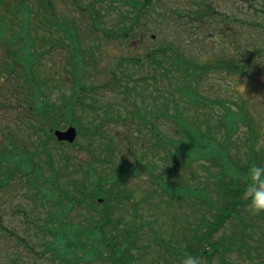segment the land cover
<instances>
[{"label": "rangeland", "instance_id": "374dc122", "mask_svg": "<svg viewBox=\"0 0 264 264\" xmlns=\"http://www.w3.org/2000/svg\"><path fill=\"white\" fill-rule=\"evenodd\" d=\"M161 1L162 4L158 5L159 11L163 13L169 12L171 14V19L166 23L157 25V28L155 27V24H153L155 29L151 33L155 35L154 38L150 39L151 34H147V37L143 36L142 39H140V37L135 38L132 43H130V49L125 47V43L120 38L111 39L105 37L98 29V32H91V29L86 24L88 21L86 15H82L79 10L75 9V7L74 9H67L62 6L60 2H57V5H55L56 16L67 20L66 23L70 20L77 21L80 35H78L79 40L77 38L75 44L78 46V51L80 50L82 55L84 53V55L88 54L89 56V47L92 45V34L98 41V45L101 46L99 50V60H87L86 66L95 63V69H93V71L88 69L85 77L80 79L79 82V85H83V88L85 86H91L94 90L90 92L88 97L81 100L80 103L82 106L83 103H86L91 108H98L100 116H103L101 110L106 104L112 102L119 106L121 103H125L122 101V96H117V100L110 99L106 96L102 97L104 93L103 89L109 86L108 84H102L105 79L103 76L104 71L110 68L117 69L116 65L120 64L122 67L126 65V71L130 73L135 66L123 62V60L134 56H141V53L146 50L147 45L167 46L171 44L179 47L181 52L191 53V55H196V57L202 52L201 46L198 45L200 42L198 41V38L192 36L190 39L184 34L177 36L174 31L177 23L173 20L176 19V16L171 11L183 13L187 10V7L190 6L188 3L191 0ZM210 1L211 4L212 2L217 4L223 12H231L230 15L236 14L237 9L234 7H236L237 4L242 7V2H236V0ZM12 3L17 5L19 0H12ZM28 3L32 4L33 0H28ZM132 7L133 6H121L120 3H116L114 0H103L96 5L97 11L95 13L101 15L99 22H104L101 25L106 31L107 29L112 31L116 28L115 15L118 12L123 13L124 15V22L118 23V26L125 27L128 25V18L130 19V17L136 13V10ZM21 11V9L15 7L10 8L8 6L3 8L0 6V16L3 17V19L0 18V222L2 221L0 229L5 228V230L2 231V235H0V264H60L57 256L54 255L55 253L52 252V250L51 252L47 251V244L50 243L51 236L42 232L40 224L48 223L52 218H46L45 213H55L56 211L62 212L67 215L62 221L65 220L68 227L76 226V222L81 219V216L88 214L86 211L90 208H82L75 203L73 207L65 210L64 204L69 201L65 200L57 190L59 189L61 192L66 193L68 197H73L76 200L80 201V199H83V201H85L83 204L88 206L93 200L90 196V188H87L89 186L83 187L79 185V180L83 179L84 181H89L105 175V166L100 163H94L90 167L87 163L89 161L88 159H90V156L87 153L88 151H85L78 146H73L72 148L56 145L54 141H52L53 139L49 137L48 133H51V130L65 127V124L56 123L50 120L49 117L43 118L33 111L36 107L40 108L43 102H45L51 110L56 112L62 113L68 111L69 109H66L65 106L69 103L68 98H70V95L74 90L73 87L75 85L73 82L75 78H73L72 66L69 63V60L72 59V57H70V51L67 48H58L57 46L50 47L51 43H56L61 39H65L62 37L64 30L62 29V32L60 30L58 32L51 30L53 39L50 43L49 35L42 30H39L37 33L34 32L35 24L28 20V18H24L20 13ZM13 12L19 13L18 16L15 17ZM83 12L88 15L93 14L89 9L83 10ZM247 14L251 13L248 11ZM156 17L157 16L153 13L151 15V11L149 10V12L145 14L142 13L141 18L144 19H141V21L155 23L154 21ZM15 18L16 21L14 20ZM231 19L233 22V18ZM140 28H142L141 24ZM219 29L220 28H217L216 26H208L203 30L215 34ZM231 34L234 35V38H237L234 32H231ZM28 38L30 44L31 41L34 43L36 40L37 47L35 52H38V55L36 58H33L34 61L28 60L26 62L27 59H23L24 46L21 44L22 46L19 48L17 44ZM8 41L10 44H8ZM58 44L59 43H56V45ZM83 48L85 50H83ZM262 48L264 49V47ZM206 49L210 54V48L207 45ZM78 68L80 69V67ZM30 71L32 73H30ZM144 72L145 68L143 70L140 69L134 78L137 79L143 76L142 73ZM29 74H31L30 78L28 76ZM106 78L108 82L110 80L108 72ZM258 78L259 76L252 75L242 83H238L236 80V83L223 80L225 84L231 85L232 88L230 89L219 88L222 83L220 81V76L209 78V82L213 84L214 87L203 93V98L206 100L205 102H207V105L202 103L199 109H202L203 113L208 118L209 112L214 111L220 113V111H222L223 106L219 105V103L225 104L223 99H225V101L234 100L230 97L229 92H227L228 90L236 94V97L240 99L238 104H242L243 102V108L246 111H250L254 116V119L251 120L253 132L250 134L247 130L248 128L245 127L242 122L238 124L236 131L229 140V143L231 144L227 150L230 157L228 163H226V168L230 165L231 161L234 162L238 160V167L246 165L250 161H254L256 162V166H254V164L251 166L257 168H252V171L256 175L257 172H260L264 177V76H261L260 79L262 82L260 84L257 82V80H260ZM95 85L97 86L95 87ZM13 95H16L17 99L21 101L20 109L17 108L19 103L13 98ZM132 96L134 101L139 102V96L136 94H132ZM146 100V104L152 102L150 97H147ZM125 104L124 108L127 109V112L132 109L131 105L129 106L127 103ZM124 108L121 106H119L118 110L113 108L111 111L112 116H123V114H125ZM232 108L235 107L233 106ZM73 109L78 110L77 103L74 104ZM225 109L228 112L231 111L228 108ZM87 110H82L81 108L78 111H74L75 115L83 117L82 132H85L86 128H89L91 122H96L94 120L90 121L89 118L92 113L96 114L97 111L93 110V112ZM190 112L192 113V111ZM209 119L212 123L215 122L214 117H210ZM236 119L239 118L236 117L235 120ZM162 125L164 129L165 124L163 123ZM126 126V123L125 125H113L109 123L104 132L110 133L109 138L111 139L113 146L117 145L124 147L121 154L126 156L125 158H127L128 163L134 164V159L131 155L132 152L128 151L125 147H127V144L132 146L133 153L139 156L141 153L140 146L142 145L140 140H135V137L133 138L125 135ZM223 132L224 131L222 130L216 131L217 135L214 132L209 134V136L215 137V141H217L219 147L223 145ZM10 139L12 140L11 142ZM77 140L78 144L81 143L80 145L84 144L85 146H89L92 153L100 152L98 148H101L102 143L99 145V142L97 143L96 140L88 138V135H82ZM9 142L13 145L11 150L5 149V146L9 148ZM95 144L96 146H94ZM42 149H46V152L50 153L51 162L56 166L57 171L55 169L54 171L58 172V174L55 179L53 171L45 162L46 155L41 153ZM210 152L211 150L209 148L207 150H201V153L204 155H209ZM162 155L163 154L161 153V156ZM151 156V154L147 153V161L152 160ZM67 157L70 158L66 160V167L58 171L59 167H63L61 161ZM159 160L160 162H156L159 167L157 170L165 179L167 177H164L162 172V168H165L163 167L164 161L161 159ZM79 162L84 167L85 176L82 171L75 169L76 167H79ZM71 164L73 165L72 168ZM116 164L120 165V160H116ZM231 168L234 170L233 167ZM189 171L197 174V180H192L190 178L189 175H191V172L189 173ZM176 172L177 174L181 172V174L187 178V181L191 183L190 186L194 188L195 183L198 181L202 182V185H200L202 187L209 184L211 188H213L214 186L211 185V183L215 182L216 179L212 176H217L219 173H222L223 170L218 164L213 163L211 160L203 159L190 164L189 170L176 169L175 172L167 174L175 176L174 173ZM90 174H93L91 179ZM244 177L254 179L251 174L250 177L247 176V174ZM230 178L231 177L227 175L224 176L226 184H230ZM126 182V189L134 194L135 199L130 200L126 205V208L119 204V206H116L114 209L108 210L109 212L106 213L107 218H109L107 223H109V220L115 223H123V218L132 219V209H134L133 207L137 203L135 200L141 198L147 192L150 193V195L147 193V198L154 197V194L150 191L154 186H152L149 180L135 178L128 179ZM55 184H58V187H56ZM239 184L243 186V182H240ZM180 185L185 186L184 183H180L178 186ZM208 186L207 188L209 189ZM104 190L105 188L103 191ZM173 193L176 198L172 200L171 203L179 209L176 217L167 221L164 216L162 217L156 212L158 203L155 206L153 215H150L152 210L147 207L143 208L140 211L141 216L137 217L145 219V222L150 224H148L146 229V233H149V237L153 236L156 238V232L164 233L165 236L161 241L157 239L155 241L153 238H150L152 240L151 242L146 236L145 238L141 237L139 240L137 239L138 242L133 244L131 239L123 234L116 235L115 237L108 235L107 240L114 245V248L119 249L125 243V247H122L123 251L120 252L117 250V252H120L122 256L127 258L125 262L131 264H156L157 261L162 264H176V260L179 259L184 252L188 251L189 246L194 245L192 238L194 237V231L193 228L190 227V224L193 226L196 224L201 225V222L199 221L201 217H190L193 211V206L196 205V202L200 204L201 201L207 205L208 201L202 196L203 193L192 189L179 188L174 190ZM34 197H36V199H34ZM191 197L196 200L195 203H192ZM248 198H252V204L247 202V200H249ZM241 200L244 201V207L241 208V211L245 209L246 213L248 211L251 212L248 217L246 213L243 214L244 217L241 216L245 221V228L243 229L245 243L250 249L247 251L245 250L246 253L243 255L242 260L236 256L237 253L235 252L226 256V260L229 264H264V228L261 229L260 225L263 223L262 221H258L257 215L254 213L256 211L254 208L257 201H261L259 208L264 209V181L255 188L252 186V189H250L248 193L242 195ZM109 204H112V202H109ZM93 205L97 209L96 211H98V214L95 215V212H93L94 218L90 219L95 220L94 222L98 224L104 220V217H106L105 209L107 208V203L97 205L96 202L93 201ZM162 205L163 204H161L160 207ZM252 205H254V208H252ZM251 209H253L254 212ZM27 212L29 213L28 218H25ZM214 212L216 211L213 210L212 213ZM33 213H38L39 218H34ZM195 213L197 214H195L197 217L200 215L207 217L203 218L206 221L215 222L218 219L212 218L209 212H205L198 207L196 208ZM112 218L113 220H111ZM231 221H233V219ZM231 221H226L222 227H219L215 231L217 233L214 232L215 234L210 239L213 244H228L229 242H234V240L238 239V236H236L237 232L235 231L237 226L234 225V222L231 223ZM142 224L145 223L143 222ZM57 225L58 224L54 223V226ZM87 225L89 228L94 229L93 222H89ZM227 225L228 228L224 229ZM127 228L129 227L127 226ZM82 231L83 233H87L88 230L76 227L71 232V235ZM9 232H16L17 236L21 239V243H18V239H15ZM200 234L201 232L198 233V235ZM156 242L158 245L155 246ZM204 246L205 244L202 243V247ZM101 251L106 258L115 257V255H113L114 253L108 251L106 247H103ZM79 253L80 252H78V254ZM188 255H192L191 252L186 256ZM5 256L10 257L11 260L6 259ZM194 259L195 256H191L188 259H184V261H191L194 263ZM87 264L97 263L90 262ZM199 264H207V261L202 258ZM213 264H217L216 259L213 260Z\"/></svg>", "mask_w": 264, "mask_h": 264}, {"label": "trees", "instance_id": "16d2710c", "mask_svg": "<svg viewBox=\"0 0 264 264\" xmlns=\"http://www.w3.org/2000/svg\"><path fill=\"white\" fill-rule=\"evenodd\" d=\"M101 1L103 0H33V3L29 4L28 0H19V3L16 5L12 3V0H0V6L3 8L9 6L10 8L15 7L21 9L22 11L20 13L24 18H28V20L35 24L34 32L37 33L39 30L45 31L50 37V43L53 39L51 30L57 32L60 30L62 32L63 29L64 34L62 33V37L65 39L57 41L56 43H59L58 45H56V43H51L50 47L57 46L58 48H67L70 51V57H72V59L69 60L71 61V66L74 68L79 66L82 69L79 73V78L73 82L75 85L73 87L74 90L70 98H68L69 103L65 106L66 109H69L68 111L62 113L56 112L51 110L45 102H43L40 108L36 107L33 111L43 118L49 117L50 120L56 123L75 126L78 131V137L88 135V138L96 140L97 143L99 142V145L102 143L101 148L98 149L103 154L100 152L92 153L89 146H85L84 144L80 145L78 141L67 146L72 148L73 146H78L88 151L90 159H88L89 161L87 163L90 167L94 163H100L105 166V175L89 181L85 180L83 183L89 186L92 199L103 198L105 204L107 203L105 216L106 213L109 212L108 210L114 209L116 206H119V204L126 205L130 202L132 195L125 187V180L129 177H142L144 174L142 179L149 180V182L155 186L153 190L156 195L161 196L160 201H163V197L166 196L168 197L169 203L176 198L173 191L179 188L192 189L203 193L202 196L208 201V204L205 205L201 201L198 208L203 209L205 212H209L212 218L218 219L215 222H210L203 219L207 218L204 215L197 217L195 216L196 213H193L192 217H201L199 219L201 225L196 224L193 230L201 232V238H198L194 245H190L188 251L191 252V254L197 255L198 259H201V257L205 255L210 258L213 257L214 253H217L222 255V257L220 256L222 261L224 257L215 246L217 243H210L212 232L217 226H222L230 218H234L235 220L239 218L238 214L243 207V201L241 200L242 195L248 193L252 186L260 185L261 182L264 181V177L260 172L257 173L255 181L244 177L246 174L249 177L250 174L251 176L255 174L252 168L256 169L257 167L251 166L253 164L256 166V162L254 161H250L246 165H241L239 167L238 160L234 162L231 161L230 165L226 168V163H228L230 157L227 150L231 144L229 140L236 131L238 124L242 122L244 126L248 128L247 130L250 134L253 132L251 120L254 119V116L250 111H246L243 108V102L242 104H238L240 99L236 97V94L228 90L227 92H229L230 97L234 100L225 101V99H223L225 104L219 103V105L223 106L222 111H220V113L211 111L208 114V118L199 107L202 103L207 105V102H205L206 100L203 98V93L209 89H213L214 85L209 82V78L213 76L221 77L220 81L222 83L219 86L221 89L232 88L231 85L225 84V80L231 82L236 80L242 83L252 75L264 76V49L262 48L264 47V0H242L244 3L243 8L245 10L248 9L251 14H248V16L245 14L240 24H238V19L235 20L237 24L233 23L235 24L234 26H232L231 23L230 29L233 30L229 32H227L228 30L225 28L230 18L226 13H223L213 6L214 3L212 2L211 4L210 0H192L194 4L193 7L189 10H185L183 13H179V15L178 11L170 10L174 15H178L177 18L173 20L177 23L174 30L177 36L184 34L190 39L192 36H195L199 39L198 41H200L198 45L201 46L202 52L196 57V55H191V53L181 52L179 47L171 44L167 46L147 45L146 50L141 53V56H134L125 60L130 65L135 66L130 73L124 72L126 71V65L122 67V65L117 64V69L110 68L106 70L109 73L110 79L107 82V72L104 71L103 76L105 79L102 84H108L109 86L103 89L104 93L102 97L106 96L110 99L117 100V96H122V101L132 106L130 110L133 111L129 110L127 112V109H125L126 116L123 117L118 115L112 116V109L115 108V110H118L119 108L117 104H113L112 102L103 106L104 108L101 110L103 116H100L98 108H91L86 103H83L84 107L81 105V100L88 97L90 92L94 90L91 86H85L84 89L83 85H79L80 79L84 78L82 76H85L88 69L92 71L95 69V63L86 66L87 60L98 61L100 58L99 50L101 46L98 45V41L92 34V45L89 47V56L88 54L84 55V53L82 55L80 50L78 51V46L75 44L77 41L76 39L78 38L79 40L78 35H80L77 21L70 20L66 23L67 20L56 16L55 5H57V2H60L62 6L67 9H74L75 7L82 15L88 17L86 24L91 29V32H98V29L105 37L111 39L120 38L125 43L127 49L131 48L130 43H132L135 38L140 37V39H142L148 32L150 33V31H153V24L157 27V25L168 22L171 19V14L169 12L163 13L159 11L158 5L162 4L161 0H114L116 3H120L121 6H133L132 8L136 10L137 15H141V12H139L141 10H145L146 12L150 10L151 15L153 13L157 17L155 18V23L145 21L143 25H141L142 28H140L141 21L135 23L137 22L136 18H133L128 26L120 27L118 23L124 22V15L118 12L115 15L116 28L112 31L108 29L106 31L101 25L104 22H99L101 15L97 13V17L95 13L97 11L96 5ZM86 9H89L93 14L88 15L83 12V10ZM18 14L19 13H14L15 17H17ZM0 18L3 19L2 16H0ZM14 20L16 21V18ZM219 20L220 22L224 21V24L214 35L203 30L207 28L209 23H214ZM223 26H225V28ZM231 32H234L237 38H234ZM8 44H10L9 41ZM21 44L24 46L23 59L34 61L33 58H36L38 55V52H35L37 47L36 40L34 43L31 41V44L29 43V38L25 41L22 40V42H18L17 44L19 48L22 46ZM206 45L210 48V54L206 51ZM83 50L85 49L83 48ZM144 68L145 72L142 73L143 76L135 79L134 77L139 70H143ZM30 73L32 72L30 71ZM257 82L260 84L262 81L257 80ZM96 86L97 85H95V87ZM132 94H136L140 97L139 102L133 100ZM147 97L152 99V102H149V104H146ZM75 103H77L78 110L82 108V110L88 109L87 111H97V115L92 113L89 118L90 121L94 120L96 122H91V125L89 128H86L85 132H82L83 117L74 114V111H78L73 109ZM233 106L235 108H232ZM225 108L231 111L228 112ZM190 111H192V113ZM210 117L215 118L214 123L210 121ZM236 117L239 119L235 120ZM109 123L113 125H125L126 123L125 135L133 138L135 137L137 141H141L142 146H140L141 153L139 156L133 153L132 146L127 145V147H125L128 151L132 152L131 155L133 156L134 164L128 163L127 158H125L126 156L121 154L124 147L117 145L113 146L109 138L110 133L104 132ZM163 123L165 124L164 129ZM222 130L224 131L222 140L223 145L219 147L217 141H215V137L209 136V134ZM48 134L51 138L52 134ZM94 146H96V144ZM208 148L211 150L209 155L201 153L202 149L207 150ZM147 153L152 155V160L147 161ZM161 153L163 154L162 156ZM69 158L70 157H67L63 160V162H65L63 168L66 167V160ZM159 159L164 161L163 167L165 168H162V172L164 177H167L165 179L157 170L159 167L156 162H160ZM203 159L211 160L213 163L218 164L223 170V172L219 173L217 176H212L216 179L215 182L211 183V185L214 186L213 188H211L209 184L204 187L200 186L202 185L201 181L195 183L194 188L190 186L191 183L187 181V178L183 176L181 172L178 174L177 172L174 173L175 176L167 174L175 172L176 169L189 170L190 164ZM116 160H120V165L116 164ZM78 165L79 167L74 168L82 171L85 176L83 165L80 162ZM72 166L71 164V168ZM107 167L110 168V170L107 169ZM231 167H233L234 170ZM129 169H132V171ZM190 172L191 171H189V173ZM53 174L55 179L58 172L53 171ZM225 175L231 177L230 184L225 183ZM189 176L192 180H197L196 178L198 177L197 174L193 172H191ZM240 182H243V186L239 184ZM180 183H184L185 186H178ZM55 185L58 187V184ZM104 188L105 190L103 191ZM57 192L60 193L65 200L69 201L64 204L65 210L73 207L75 203L83 205V199L79 201L73 197H68L66 193L61 192L59 189ZM34 199H36V197H34ZM138 199L141 201L140 198ZM191 199L194 200L193 197H191ZM251 200L250 198L248 202H251ZM33 201L36 202L35 200ZM109 202H112V204H109ZM213 210L216 212L212 213ZM165 211L166 210H163L164 213ZM38 213H33L34 218H39ZM28 214V212L25 214V218H28ZM45 214L46 218H52L50 222L40 224L42 232L51 236V241L47 244V251L51 252L52 250V252L55 253L54 255L57 256L60 264H87L90 262H96L97 264H118L120 261H122L120 264H131L129 262L124 263L123 261H126L127 258L120 253L123 251L122 247H125V243L119 249L116 248V250L120 251L118 253L115 251L114 246L107 240L108 235L112 237L120 235L121 230H126L124 227L130 224L132 233L135 234V236L131 237L133 244H136L141 237L145 238L146 236L149 239L153 238L155 241L156 239L162 240V237L158 235L156 238L153 236L149 237V233H146L148 225L142 224V218H134L138 214L137 211H135L134 217L129 221L128 218H123V223H115L110 220L109 223H107L109 218L106 216L102 222L94 225V229L89 228L87 224L89 222H93L94 224L95 220H91L90 218L79 219L75 224L76 227L87 229V233L94 237H96L97 234L99 235V237L95 239V244L91 243L88 237H85L87 233L81 236L75 234L76 240H72L70 233H68L69 230L66 228L67 224L61 221L66 217L62 212L56 211L55 213ZM111 220H113V218ZM54 223L58 225L54 226ZM135 223H139L140 227L138 228L135 226ZM1 224L2 221L0 222V225ZM214 225H216L215 228ZM203 227H206V233H204V231L202 232ZM3 230H5V228L0 229V235H2ZM9 233L17 239L16 232ZM20 240L21 239L18 237V241ZM200 240H203L210 250L207 248L204 250L200 248ZM149 241L152 242L151 239ZM75 244L78 245L76 246ZM156 245H158L157 242L155 246ZM232 246L237 247L236 244ZM103 247H106L108 251H112L115 257L106 258L101 251ZM80 250L86 255L76 254ZM190 257L191 255L180 257L176 260V264H193L191 261H184V259ZM197 258L194 264H199ZM156 264L162 263L156 261Z\"/></svg>", "mask_w": 264, "mask_h": 264}, {"label": "water", "instance_id": "95a60500", "mask_svg": "<svg viewBox=\"0 0 264 264\" xmlns=\"http://www.w3.org/2000/svg\"><path fill=\"white\" fill-rule=\"evenodd\" d=\"M55 136L58 140H66L68 142H72V139L75 138V130L72 128L66 129V131H56Z\"/></svg>", "mask_w": 264, "mask_h": 264}]
</instances>
